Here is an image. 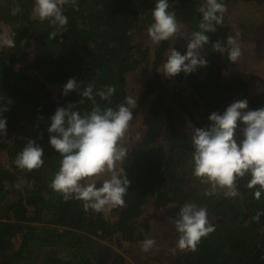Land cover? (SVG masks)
<instances>
[{
	"label": "trees",
	"instance_id": "trees-1",
	"mask_svg": "<svg viewBox=\"0 0 264 264\" xmlns=\"http://www.w3.org/2000/svg\"><path fill=\"white\" fill-rule=\"evenodd\" d=\"M233 0H224L228 5ZM264 4V0H244ZM78 10L66 5L68 24L61 34L49 39L53 26L40 21L32 9L34 0H0V22L10 27L15 47L0 50V106H7L4 118L6 133H0V264H123L124 258L106 244L120 236L121 241L141 243L143 234L134 225L152 205L164 210L175 222L185 203L207 207L215 231L202 238L196 251L184 250L170 264H264V193L259 199L255 189L246 187L248 179L239 181L236 197L207 196L190 183L193 177L191 137L179 131L174 120L175 103L193 128L211 124L213 112L223 114L233 102L247 99L250 110L264 107V90L248 97V85L238 78L223 79V73L235 66L228 54L213 51L219 40L226 46L229 28L217 25L207 33L210 43L204 46L208 58L206 74H178L181 94L169 95L161 83L159 68L169 47V40L155 48L151 76L138 99L140 107L153 97L143 118L145 135L128 149L123 167L131 181L126 203L111 221L105 212L83 210V201L65 202L50 184L58 171L61 156L50 145V118L58 107L77 104L82 113L90 111L92 102L72 91L63 95V87L76 78L83 90L89 83L97 91L108 86L115 93L106 100L95 96L101 107L124 103L128 96L127 75L136 71L144 52L133 45L136 36L154 23L152 10L156 0H77ZM199 0H169V10L176 19L195 31L202 20ZM19 5L22 11L13 16ZM131 33V34H129ZM187 48L182 51L186 54ZM32 57L30 76L16 66ZM50 85L62 90L54 95ZM11 101V103H9ZM138 108L133 110V120ZM42 118V119H41ZM41 133L43 134L40 139ZM242 133L238 131V142ZM35 139L44 148V165L40 169H19L14 161ZM163 140V141H162ZM21 184L20 188L15 185ZM147 226L146 222H143Z\"/></svg>",
	"mask_w": 264,
	"mask_h": 264
},
{
	"label": "clouds",
	"instance_id": "clouds-1",
	"mask_svg": "<svg viewBox=\"0 0 264 264\" xmlns=\"http://www.w3.org/2000/svg\"><path fill=\"white\" fill-rule=\"evenodd\" d=\"M66 5L78 10L77 0H34L33 15L53 26L49 39L60 35L61 29L68 24V17L64 14ZM21 11V7L15 5L11 14L15 16ZM198 11L202 20L199 30L193 31L186 39V54L182 55L173 48L163 63L161 72L168 78L182 71L190 74L208 65L201 49L210 43L207 33H214L217 25H223L228 8L224 0H205ZM152 17L154 23L147 31L155 44L182 33L175 11L169 10V0H156ZM238 37L239 33L228 36L226 46L219 40L215 41L212 43L213 51L227 52L228 60L237 62L243 54ZM0 46L14 48V35L0 36ZM81 83L78 84L76 78L69 79L63 87V95L78 92L81 97L78 104L89 100L92 102L91 110L82 113L73 103L58 107L47 128L51 134L49 143L62 158L50 187L65 202L73 199L83 201L85 212H107L126 203L124 197L128 194L131 181L123 167L128 157L124 141L134 118L137 100L126 96L124 103L115 108H102L95 96L106 100L115 93V87L108 86L97 91L95 85L89 83L80 90ZM8 110L7 106H0V133H6L7 120L3 114ZM208 119L211 124L194 128L191 137L193 177L208 186L205 195L223 193L225 197L233 198L239 194V181L250 177L246 187L255 189L254 196L259 199L264 193V107L250 110L248 100L241 99L231 103L223 114L213 112ZM238 131L242 133L239 142ZM42 137L41 133L40 139ZM43 156L44 148L35 139H28L14 163L21 170L32 171L43 167ZM15 186L20 188L21 184ZM261 215L264 213H257L253 220L259 222ZM174 223L179 238L173 252L177 248L196 251L202 238H207L216 230L209 219L207 207H198L195 203H185ZM155 246L154 239L141 242L143 252H149Z\"/></svg>",
	"mask_w": 264,
	"mask_h": 264
},
{
	"label": "rangeland",
	"instance_id": "rangeland-1",
	"mask_svg": "<svg viewBox=\"0 0 264 264\" xmlns=\"http://www.w3.org/2000/svg\"><path fill=\"white\" fill-rule=\"evenodd\" d=\"M205 3V0H199ZM228 11L225 13L224 22L229 28V36H235L239 33V43L242 48V56L235 62V66L223 73V79L230 81L233 78H238L248 85V97H252L260 91L264 90V4L259 5L255 2H248L244 0H233L227 5ZM37 18V17H36ZM182 25V33L169 39V47L164 55V60L159 68V75L161 83L169 95L181 94L183 92L182 86L177 81V75L171 78L166 77L161 71L163 63L166 62L167 55L171 49L175 48L177 51H182L187 48V38L191 37V33L195 31L189 24ZM148 28L135 37L133 45H140L142 55L139 68L127 75L128 96H132L138 102L144 92L146 81L151 76L152 63L154 60L155 48L159 45L155 44L148 35ZM7 34L10 36V27L0 22V36ZM4 46H0L3 48ZM201 54L208 60L204 51L201 49ZM32 57L16 66L17 70L24 71L30 76H37L36 72L31 69ZM200 78L206 74V67H200L193 72ZM179 74L185 73L182 71ZM49 89L54 95H57L61 90L60 85H50ZM153 97H148L138 108V114L134 121L131 122L127 137L124 141L128 149H131L139 143L145 135L146 129L143 125V118L148 112L149 105ZM174 120L179 131L188 134L192 137L194 128L192 124L185 118L179 107L172 103ZM135 108V109H136ZM163 141V140H162ZM2 162L6 163L5 155L0 156ZM190 183L195 185L199 192L205 193L207 185L201 184L196 178L191 177ZM220 195H223L221 193ZM122 207H117L105 212L106 217L115 221L118 217V210ZM211 223L213 218L208 214ZM143 222H146L147 226ZM134 225L137 232L143 234V241L146 239H154L156 246L149 252H143L141 243L125 242L121 240L120 236H116L114 240L106 242L114 253L123 256V264H170L176 255L182 253L184 250L176 249V242L179 238V233L176 231L175 223L166 215L164 210L155 208L151 202L144 207V215L140 220H136Z\"/></svg>",
	"mask_w": 264,
	"mask_h": 264
}]
</instances>
